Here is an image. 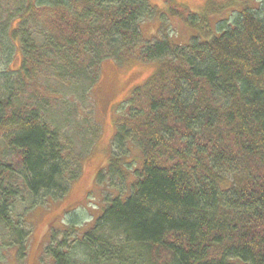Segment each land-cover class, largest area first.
<instances>
[{"label": "trees", "instance_id": "1", "mask_svg": "<svg viewBox=\"0 0 264 264\" xmlns=\"http://www.w3.org/2000/svg\"><path fill=\"white\" fill-rule=\"evenodd\" d=\"M145 4L0 2V51L10 56L15 47L21 55L15 71H3L15 76L0 96V224L25 256L29 233L11 218L13 198L64 197L78 175L84 153L52 122L55 93L47 82L91 85L102 61H122L142 47V60L160 65L130 90L115 125V151L129 141L141 150L138 177L80 239L46 247L44 261L264 264V0L186 46L145 44ZM119 161L112 159L111 177ZM73 248L82 261H71Z\"/></svg>", "mask_w": 264, "mask_h": 264}, {"label": "rangeland", "instance_id": "2", "mask_svg": "<svg viewBox=\"0 0 264 264\" xmlns=\"http://www.w3.org/2000/svg\"><path fill=\"white\" fill-rule=\"evenodd\" d=\"M21 1L0 0L1 4L8 3L9 8ZM145 1L146 8L139 22V32L145 44L148 45L147 41L166 40L174 45L186 46L192 37L203 39L204 32L217 31L220 26H225L223 22L227 19L234 20L239 11L257 6L260 0ZM14 24H11L12 28ZM201 27L206 28L201 30ZM12 48L10 56L0 51V96L5 94L2 88L5 79L12 80L15 76L3 74V71H15L21 62L19 49ZM141 49H135L122 61H102L98 65L97 78L91 85L80 81L66 88L53 80L47 82L55 93L50 118L67 133L75 152L82 150L84 156L78 161V175L69 183L64 197L50 198L42 193L38 198L32 196L30 199L23 192L13 198L16 201L10 206L11 218L17 222L18 225H15L18 228L29 233L28 238L24 237L26 255L19 254L17 239L11 234L9 238L8 231L0 224V264H52L49 259L44 261L46 247L80 239L81 233L92 226L108 200L115 196L124 198L129 194L131 184L137 179L135 175L138 177V171L134 175L133 171L142 164V153L138 145L130 141L120 154L115 151V125L117 118L124 114L123 103L130 90L147 81L160 65L158 62L143 61ZM92 132L95 134L87 141ZM118 155L121 161L113 168L116 177H111L108 173L111 161ZM13 180L10 179L7 184L17 188L18 183ZM70 258L74 263L82 261V252L73 248Z\"/></svg>", "mask_w": 264, "mask_h": 264}, {"label": "bare ground", "instance_id": "3", "mask_svg": "<svg viewBox=\"0 0 264 264\" xmlns=\"http://www.w3.org/2000/svg\"><path fill=\"white\" fill-rule=\"evenodd\" d=\"M89 74V73H88Z\"/></svg>", "mask_w": 264, "mask_h": 264}]
</instances>
